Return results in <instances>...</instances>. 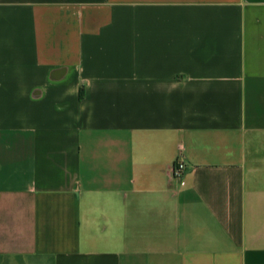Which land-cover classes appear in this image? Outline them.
I'll use <instances>...</instances> for the list:
<instances>
[{
	"label": "crops",
	"instance_id": "1",
	"mask_svg": "<svg viewBox=\"0 0 264 264\" xmlns=\"http://www.w3.org/2000/svg\"><path fill=\"white\" fill-rule=\"evenodd\" d=\"M0 264H264V0H0Z\"/></svg>",
	"mask_w": 264,
	"mask_h": 264
},
{
	"label": "built area",
	"instance_id": "2",
	"mask_svg": "<svg viewBox=\"0 0 264 264\" xmlns=\"http://www.w3.org/2000/svg\"><path fill=\"white\" fill-rule=\"evenodd\" d=\"M185 165L183 162L177 161L173 163L170 167V175L172 177L178 178L182 175Z\"/></svg>",
	"mask_w": 264,
	"mask_h": 264
},
{
	"label": "water",
	"instance_id": "3",
	"mask_svg": "<svg viewBox=\"0 0 264 264\" xmlns=\"http://www.w3.org/2000/svg\"><path fill=\"white\" fill-rule=\"evenodd\" d=\"M61 70H65V69L63 68V69H61Z\"/></svg>",
	"mask_w": 264,
	"mask_h": 264
}]
</instances>
